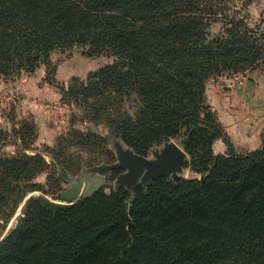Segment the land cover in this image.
<instances>
[{"label": "trees", "instance_id": "16d2710c", "mask_svg": "<svg viewBox=\"0 0 264 264\" xmlns=\"http://www.w3.org/2000/svg\"><path fill=\"white\" fill-rule=\"evenodd\" d=\"M214 23L224 27L211 38ZM74 47L117 58L90 75L86 100L127 93L143 104L135 120L111 109L118 137L145 155L184 135L185 166L207 176H163L70 206L31 198L0 264H264V135L238 154L205 107L209 79L264 70V33L233 0H0V80ZM217 139L227 156L214 154ZM33 174L28 160H0L4 185Z\"/></svg>", "mask_w": 264, "mask_h": 264}, {"label": "rangeland", "instance_id": "374dc122", "mask_svg": "<svg viewBox=\"0 0 264 264\" xmlns=\"http://www.w3.org/2000/svg\"><path fill=\"white\" fill-rule=\"evenodd\" d=\"M233 1L240 9L241 19L264 33V0ZM223 27L221 23H214L211 38ZM88 50V47L58 50L48 64H42L35 72H21L0 80V160H28L34 171L33 175L24 176L11 185L0 182V243L25 217L26 203L31 198L70 206L101 192L110 195L123 188L134 195L137 188L147 187L153 180L145 182L141 177L133 182L127 178L129 168L99 171L101 167L120 163L121 152L159 160L164 149L175 144L187 154L177 179L202 181L207 176L185 166L191 158L184 148V135L154 145L145 155L138 154L118 137L113 123L115 111L121 115L127 112L135 120L143 104L135 94L130 98L127 93L118 94L115 99L108 97V93L102 99L92 92L86 100L83 87L90 75L117 60L106 55L89 57ZM72 90L82 94L75 97ZM205 107L216 114L225 137L238 154L259 149L264 135V70L209 79ZM99 108L104 109L98 112ZM226 116L234 118L231 125L236 124L238 130L240 125H246V135L252 134V137H244V145L243 131L237 133L235 125H227ZM230 129H235L233 136ZM233 137L235 143H239L238 149ZM219 140L223 141L215 140L212 150L217 156H227L226 144V154L215 151ZM168 178L173 182L177 180ZM32 186L37 191L28 192L22 202L16 203L15 197L20 191H29ZM74 189L78 191L76 195L67 198ZM128 206L130 210V200ZM14 209L16 212L10 216Z\"/></svg>", "mask_w": 264, "mask_h": 264}, {"label": "water", "instance_id": "95a60500", "mask_svg": "<svg viewBox=\"0 0 264 264\" xmlns=\"http://www.w3.org/2000/svg\"><path fill=\"white\" fill-rule=\"evenodd\" d=\"M187 158L185 151L178 145L167 146L159 160H149L142 156L134 155L132 152H121V162L101 167L100 172H109L118 168H129L130 173L127 178L133 182L143 177L145 182L157 179L159 177L168 176L177 179L178 174L182 171L183 165ZM77 189H74L67 198L76 195Z\"/></svg>", "mask_w": 264, "mask_h": 264}, {"label": "crops", "instance_id": "0c3cea01", "mask_svg": "<svg viewBox=\"0 0 264 264\" xmlns=\"http://www.w3.org/2000/svg\"><path fill=\"white\" fill-rule=\"evenodd\" d=\"M220 118H221V121H223L221 114H220ZM226 119H227V123H226L227 125H230V126H234L235 125V127H237V130H236L237 133H240V132L243 131L244 135H243L242 145H244V137H252V134L246 135V131H245L246 130V125L244 127H242V125H240V130H238V126L236 124L231 125V121L234 122V118L231 119V118H229V116H226ZM230 132H231V136H233L235 134V129H230ZM233 139H234L233 141L235 143L236 139L234 137H233ZM238 146H239V143H238V145L236 144L237 149H238ZM214 148H215V151L217 153L226 154V152L228 151L227 147L225 146V143H223L222 140L217 141V143H216Z\"/></svg>", "mask_w": 264, "mask_h": 264}]
</instances>
